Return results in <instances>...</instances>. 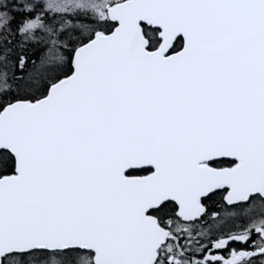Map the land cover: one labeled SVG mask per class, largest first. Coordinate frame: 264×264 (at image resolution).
Here are the masks:
<instances>
[{"label": "snow or ice", "instance_id": "obj_1", "mask_svg": "<svg viewBox=\"0 0 264 264\" xmlns=\"http://www.w3.org/2000/svg\"><path fill=\"white\" fill-rule=\"evenodd\" d=\"M0 264H264V0H0Z\"/></svg>", "mask_w": 264, "mask_h": 264}]
</instances>
